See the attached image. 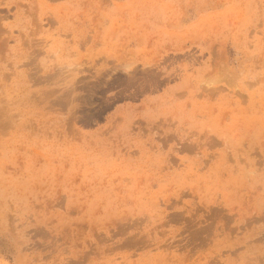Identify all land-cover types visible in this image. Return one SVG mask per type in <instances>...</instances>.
Segmentation results:
<instances>
[{
	"label": "rangeland",
	"instance_id": "obj_1",
	"mask_svg": "<svg viewBox=\"0 0 264 264\" xmlns=\"http://www.w3.org/2000/svg\"><path fill=\"white\" fill-rule=\"evenodd\" d=\"M0 264H264V0H0Z\"/></svg>",
	"mask_w": 264,
	"mask_h": 264
}]
</instances>
